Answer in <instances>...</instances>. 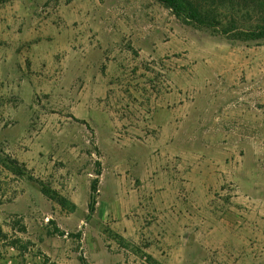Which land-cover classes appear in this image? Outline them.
Returning a JSON list of instances; mask_svg holds the SVG:
<instances>
[{"label": "rangeland", "instance_id": "rangeland-1", "mask_svg": "<svg viewBox=\"0 0 264 264\" xmlns=\"http://www.w3.org/2000/svg\"><path fill=\"white\" fill-rule=\"evenodd\" d=\"M0 264H264V40L0 0Z\"/></svg>", "mask_w": 264, "mask_h": 264}, {"label": "trees", "instance_id": "trees-1", "mask_svg": "<svg viewBox=\"0 0 264 264\" xmlns=\"http://www.w3.org/2000/svg\"><path fill=\"white\" fill-rule=\"evenodd\" d=\"M179 19L198 28L227 36L232 41L264 40V0H156ZM238 18H255L242 24ZM99 165V163H98ZM91 182L89 211H93L98 176ZM61 235L64 232H59Z\"/></svg>", "mask_w": 264, "mask_h": 264}]
</instances>
